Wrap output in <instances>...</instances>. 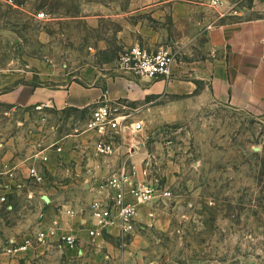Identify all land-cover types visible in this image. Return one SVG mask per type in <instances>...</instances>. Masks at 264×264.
Here are the masks:
<instances>
[{"label":"rangeland","instance_id":"obj_1","mask_svg":"<svg viewBox=\"0 0 264 264\" xmlns=\"http://www.w3.org/2000/svg\"><path fill=\"white\" fill-rule=\"evenodd\" d=\"M156 2L0 0V69H20L35 86L93 85L113 76L121 54L148 43L153 32L161 47L175 52L170 4L157 17ZM5 111L1 161L9 151L31 153L36 139L30 131L42 126L29 130L23 112L14 117ZM53 113V121L64 118ZM180 113L177 103L162 99L139 112L144 128L135 136L140 146L133 161L140 178L172 194L140 204L134 230L107 231L99 244L53 241L13 254L8 247L25 236L52 224L65 227L64 205L88 198L65 192V175L53 182L56 193L38 190L33 197L26 186L2 201L0 186V264H264V118L220 103ZM75 115L88 116L84 110Z\"/></svg>","mask_w":264,"mask_h":264},{"label":"crops","instance_id":"obj_2","mask_svg":"<svg viewBox=\"0 0 264 264\" xmlns=\"http://www.w3.org/2000/svg\"><path fill=\"white\" fill-rule=\"evenodd\" d=\"M167 3L173 27L177 29L172 38L177 57L169 78H141L117 68L113 76L98 84L74 81L65 86H35L23 80L20 69H0V113L5 108V112L14 117L23 112L27 121L21 123L29 125V130L37 122L42 124L34 133L30 131L36 139L31 150L37 154L29 152L19 156L9 151L0 160L1 191L5 195L20 193L27 186L30 197L38 190L56 193L58 188L53 182L65 175L64 191L73 197L78 194L88 198L74 207L65 204L60 214L69 219L65 227L60 228L76 233L79 246L85 241L101 243V238L92 243L88 235L89 207L100 195V183L120 162L118 156H96L98 134L86 130L87 121L106 90L110 100H123L140 109L151 107L156 99L171 100L181 108L180 116H183L188 107L220 103L264 118V0H223L215 8L211 0H157L152 7L157 17L164 14L161 7ZM152 37L142 46L158 50L161 47L159 36L155 37L153 32ZM83 110L87 119H76L75 111ZM53 112L64 114V118L60 122L53 121ZM42 154L49 156L48 161L41 158ZM103 158L110 162L104 163ZM35 163L46 172L43 183L29 178V166ZM70 209H76L78 214L72 216ZM117 229L120 230L113 226L109 231ZM53 241L58 240L52 238L38 246ZM64 246L71 247L65 243Z\"/></svg>","mask_w":264,"mask_h":264},{"label":"built area","instance_id":"obj_3","mask_svg":"<svg viewBox=\"0 0 264 264\" xmlns=\"http://www.w3.org/2000/svg\"><path fill=\"white\" fill-rule=\"evenodd\" d=\"M222 2L223 0H211V5L218 6ZM39 15L43 18L46 13L41 12ZM176 57V53L166 47L149 50L135 44L121 54L118 70L141 78H169ZM140 110L126 101L110 100L109 91L106 90L87 121L86 130L98 134L95 143L96 156H118L120 159L117 168L100 183V195L90 203V225L87 231L92 243L98 242L113 226H118L124 232L134 230L140 204L159 197H170L172 194L168 186L162 188L157 183L140 178L139 167L132 159L140 146L135 136L144 128V121L139 118ZM57 150L60 151L61 148L58 147ZM41 158L48 161L49 156L42 154ZM28 175L35 183H43L47 177L45 170L36 163L29 166ZM1 200L6 201V195ZM69 212L72 216L78 214L76 209H70ZM52 238L71 247L79 242L76 233L53 225L37 231L34 235L25 236L9 246L8 252L26 253Z\"/></svg>","mask_w":264,"mask_h":264}]
</instances>
